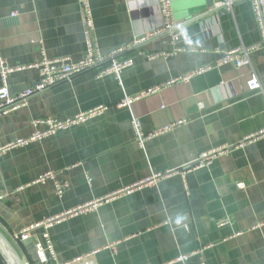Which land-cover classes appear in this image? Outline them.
Returning a JSON list of instances; mask_svg holds the SVG:
<instances>
[{
  "label": "crops",
  "instance_id": "0c3cea01",
  "mask_svg": "<svg viewBox=\"0 0 264 264\" xmlns=\"http://www.w3.org/2000/svg\"><path fill=\"white\" fill-rule=\"evenodd\" d=\"M85 1L102 53L161 23L154 0ZM220 1L172 0L175 19L186 23L180 41L158 38L122 53L133 65L119 79H99L97 70H89L33 95L20 110L0 114L2 147L29 137L35 120H64L108 107L98 118L0 157V229L9 239L30 225L65 216L48 229L57 261L47 264L91 253L95 264H264V138L235 148L264 129V97L248 85L252 71L264 84V49L251 53L249 67L217 66L218 51L262 41L249 0L231 12L216 9ZM83 12L81 0H0L1 57L12 68L27 67L8 77L12 94L37 83L38 71L28 67L43 54L73 62L86 56ZM175 49L180 51L170 57L147 58ZM207 66L213 69L167 85ZM154 88L159 90L142 96ZM133 118L146 134L184 124L141 146ZM223 147L231 149L206 169L134 188L154 174L181 172L201 154ZM47 172L68 185L61 196L54 181L35 183ZM88 204L96 208L69 214ZM178 215L185 217L179 226ZM43 231L14 244L29 264H39L34 243Z\"/></svg>",
  "mask_w": 264,
  "mask_h": 264
},
{
  "label": "built area",
  "instance_id": "2783aa9c",
  "mask_svg": "<svg viewBox=\"0 0 264 264\" xmlns=\"http://www.w3.org/2000/svg\"><path fill=\"white\" fill-rule=\"evenodd\" d=\"M84 8L83 12V23L85 31V41L87 45V54L84 58L77 62H73L68 57L50 59L43 54L41 60L28 68H33L38 71L39 79L37 83L25 90L12 94L8 86V77L16 72L27 69V67L22 68H12L6 61L1 57L0 52V76L3 81V86L0 88V114L6 115L8 113L20 110L28 105L29 99L36 94H40L48 90L49 88L62 83L69 82L73 77L89 71L97 70V78L101 79L108 76H113L116 79H119L122 72L133 65L131 59H121L120 55L124 52L137 49L142 47L144 44L158 38H166L172 44H177L181 37L185 33L186 23L178 22L174 17L173 12V3L172 0H154L155 6L159 9L161 16V23L157 27L153 28L151 31L138 35L124 47H120L111 52L102 53L98 50L94 39H93V30L94 22L92 19V14L89 8L88 3L85 0H81ZM245 0H221L217 3L216 9L226 10L231 12L234 6ZM252 5L253 12L255 14L256 22L258 24L260 33H261V44L257 46H241L234 50L226 52H217L220 55V58L217 61V66H224L227 64H235L237 68H242L246 66H251V53L255 52L258 49H264V0H249ZM17 13L13 12L11 17H16ZM179 49H175L173 52H164L157 54H149L147 56L148 60H154L160 57H170L176 55L179 52ZM213 68L211 66L201 67L193 72L180 77L176 80L169 82L167 85L174 84L180 81H188L194 76L205 74L211 71ZM251 90H255L258 94L264 97V84H262L255 75V72L252 71V79L248 83ZM159 88L151 89L147 92H144L142 96H147L152 93H155ZM136 98L125 99L121 102L120 106H130ZM108 110L107 106H98L92 109H89L84 112H80L73 117L66 118L64 120L46 118L33 121L34 132L27 138L17 139L15 141L9 142L4 146L0 147V157L7 154L8 152L20 148H24L30 144L42 142L45 139L57 135L61 131L69 130L73 127L80 126L102 116ZM184 124V121L175 122L162 128H158L148 134L143 130V125L138 118H133L131 125L134 131L135 137L137 138L139 144H143L154 138L167 134L174 130L175 128ZM43 127V128H42ZM42 128V129H41ZM261 138H264V129L255 133L250 134L244 138V140L236 147H241L244 144L253 143ZM230 147H223L211 150L209 152L201 154L194 162L189 164L181 172H168L165 174H154L149 178H146L144 181L137 184L134 188H140L144 186H154L162 178L170 176L173 174H181L185 176L188 173L195 172L198 170L206 169L210 167L213 162L219 157L222 156L230 150ZM54 181L55 189L58 196H61L66 188L67 184L59 183L56 180V175L53 172H47L41 175L36 184L45 183L47 181ZM133 188V189H134ZM239 188H244L243 184L239 185ZM132 189L126 190L129 192ZM3 199V196H0V200ZM96 208V204H88L86 206L79 207L75 210H72L69 214L84 213ZM65 216H58L55 218L44 220L43 222L30 225L16 234L10 236V240L16 246L31 240L33 238V232L37 229H43L41 238L35 239V257L39 264H47L49 261H57L56 252L54 249L53 242L48 233V229L57 221L61 220ZM227 222H221L220 226L226 225ZM95 253L86 254L79 256L73 260L67 262H57V264H95L93 256ZM191 255H184L178 258V262H186ZM29 264L28 262H26Z\"/></svg>",
  "mask_w": 264,
  "mask_h": 264
},
{
  "label": "water",
  "instance_id": "95a60500",
  "mask_svg": "<svg viewBox=\"0 0 264 264\" xmlns=\"http://www.w3.org/2000/svg\"><path fill=\"white\" fill-rule=\"evenodd\" d=\"M225 11V10H223ZM0 257L4 264H27L12 241L0 229Z\"/></svg>",
  "mask_w": 264,
  "mask_h": 264
},
{
  "label": "clouds",
  "instance_id": "9594fccd",
  "mask_svg": "<svg viewBox=\"0 0 264 264\" xmlns=\"http://www.w3.org/2000/svg\"><path fill=\"white\" fill-rule=\"evenodd\" d=\"M184 220H185L184 216L178 215L175 217L174 223L179 226V225H182L184 223Z\"/></svg>",
  "mask_w": 264,
  "mask_h": 264
},
{
  "label": "trees",
  "instance_id": "16d2710c",
  "mask_svg": "<svg viewBox=\"0 0 264 264\" xmlns=\"http://www.w3.org/2000/svg\"><path fill=\"white\" fill-rule=\"evenodd\" d=\"M0 261L2 262V264H4V262L2 261L1 257H0Z\"/></svg>",
  "mask_w": 264,
  "mask_h": 264
}]
</instances>
